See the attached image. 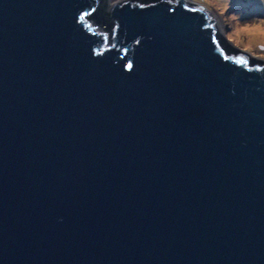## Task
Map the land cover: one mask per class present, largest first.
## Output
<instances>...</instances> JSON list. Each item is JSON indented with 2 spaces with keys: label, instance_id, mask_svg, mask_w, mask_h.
Wrapping results in <instances>:
<instances>
[{
  "label": "water",
  "instance_id": "1",
  "mask_svg": "<svg viewBox=\"0 0 264 264\" xmlns=\"http://www.w3.org/2000/svg\"><path fill=\"white\" fill-rule=\"evenodd\" d=\"M107 1L0 0V264H264V54Z\"/></svg>",
  "mask_w": 264,
  "mask_h": 264
},
{
  "label": "rangeland",
  "instance_id": "2",
  "mask_svg": "<svg viewBox=\"0 0 264 264\" xmlns=\"http://www.w3.org/2000/svg\"><path fill=\"white\" fill-rule=\"evenodd\" d=\"M118 0H108L112 7ZM211 11L238 47L264 54V0H188ZM112 4V5H111ZM229 9L230 14L225 10Z\"/></svg>",
  "mask_w": 264,
  "mask_h": 264
},
{
  "label": "trees",
  "instance_id": "3",
  "mask_svg": "<svg viewBox=\"0 0 264 264\" xmlns=\"http://www.w3.org/2000/svg\"><path fill=\"white\" fill-rule=\"evenodd\" d=\"M98 9H99V7H98ZM98 9H97V10H98ZM91 19H92L93 22L97 23L98 25L100 24L102 28H105V29H106V28H109V25H107V24L103 25V24L100 23V21H99V17H98V14H97L96 12H94V13L91 15ZM97 27H98V26H97ZM99 27H100V26H99ZM101 27H100V28H101Z\"/></svg>",
  "mask_w": 264,
  "mask_h": 264
},
{
  "label": "snow or ice",
  "instance_id": "4",
  "mask_svg": "<svg viewBox=\"0 0 264 264\" xmlns=\"http://www.w3.org/2000/svg\"><path fill=\"white\" fill-rule=\"evenodd\" d=\"M141 7H143V5H141ZM225 11H226V12H228V14H230V11H229V9H226ZM80 19H84V17H83V16H81V17H80ZM224 58H225V59H228V57H227V56H225ZM240 63H241V64H243V63H245V61H244V60H241V61H240ZM129 67H131V65H129Z\"/></svg>",
  "mask_w": 264,
  "mask_h": 264
},
{
  "label": "bare ground",
  "instance_id": "5",
  "mask_svg": "<svg viewBox=\"0 0 264 264\" xmlns=\"http://www.w3.org/2000/svg\"><path fill=\"white\" fill-rule=\"evenodd\" d=\"M115 4V3H114ZM113 4V5H114ZM112 5V4H111ZM215 17V19L217 20V22H218V24L222 27V23H221V20L218 18V17H216V16H214Z\"/></svg>",
  "mask_w": 264,
  "mask_h": 264
}]
</instances>
